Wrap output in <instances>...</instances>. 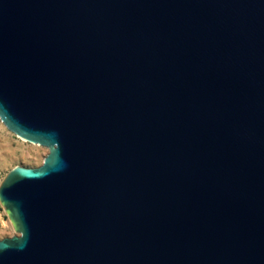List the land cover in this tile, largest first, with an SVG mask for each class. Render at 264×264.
<instances>
[{"label": "water", "instance_id": "1", "mask_svg": "<svg viewBox=\"0 0 264 264\" xmlns=\"http://www.w3.org/2000/svg\"><path fill=\"white\" fill-rule=\"evenodd\" d=\"M0 120V264H264V0H0Z\"/></svg>", "mask_w": 264, "mask_h": 264}, {"label": "rangeland", "instance_id": "2", "mask_svg": "<svg viewBox=\"0 0 264 264\" xmlns=\"http://www.w3.org/2000/svg\"><path fill=\"white\" fill-rule=\"evenodd\" d=\"M48 148L30 143L9 131L0 120V182L14 166L37 167L42 164ZM17 234L0 204V239Z\"/></svg>", "mask_w": 264, "mask_h": 264}]
</instances>
